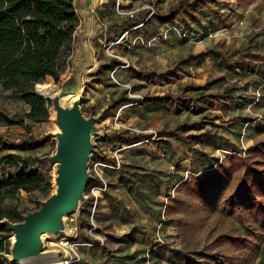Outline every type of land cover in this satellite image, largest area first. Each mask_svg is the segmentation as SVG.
I'll return each instance as SVG.
<instances>
[{
    "label": "rangeland",
    "instance_id": "1",
    "mask_svg": "<svg viewBox=\"0 0 264 264\" xmlns=\"http://www.w3.org/2000/svg\"><path fill=\"white\" fill-rule=\"evenodd\" d=\"M202 1L198 21L190 24L181 13L160 24L158 16L167 14L177 0H74L79 24L60 57L59 80L46 76L38 86L42 96H49L53 92L45 84L57 88L70 74L85 32L94 67L84 77L80 108L85 117H98L102 132L94 138L89 172L93 175L95 162H102L96 169L107 187L95 202L87 186L85 204L66 216L70 232L76 228L83 240L93 213L104 239L99 246H81L80 259L73 264H216L214 257L222 264H261L264 259V191L253 190V206H231L239 178L246 173L241 159L264 169V156L248 153L264 141V37L253 29L264 25V0ZM239 38L246 45L237 43ZM238 48L259 51V66L213 53ZM189 54L192 62L178 66ZM120 97L135 102L114 108ZM28 109L0 86V113L15 116ZM48 114L46 120H26L24 126H6L0 120V135L7 140H45L37 149L0 150V155L14 152L32 158L26 163L50 182L49 194L54 166L48 158L55 151L56 125ZM204 130L206 138L191 146L181 138ZM121 131L149 137L125 144L117 139ZM217 164L218 174L230 170L233 180L206 207L194 179L200 169ZM10 170L1 164L0 180ZM48 194L20 191L3 205L26 214L38 209ZM64 235L48 234L43 250L59 254L56 244ZM11 236L8 228L0 231V256L7 264H18L10 259Z\"/></svg>",
    "mask_w": 264,
    "mask_h": 264
},
{
    "label": "trees",
    "instance_id": "2",
    "mask_svg": "<svg viewBox=\"0 0 264 264\" xmlns=\"http://www.w3.org/2000/svg\"><path fill=\"white\" fill-rule=\"evenodd\" d=\"M204 2L195 0H177L174 6L170 7L167 14L158 16L160 24L171 22L179 14H185L188 23L199 20L198 9ZM79 24V17L76 13L74 0H0V86L4 90H10L15 97L21 99L29 109L22 115L7 116L0 113V120L6 126H24L25 121L41 122L49 117L48 109L50 99L42 97L38 89L39 81L51 76L55 82L59 80V60L66 46L70 45L75 38V32ZM216 56L236 60L242 65L247 63L252 68L259 66V60L263 55L249 51L247 48H238L232 51L214 49ZM191 54L179 60L178 66L184 67L193 60ZM34 87L37 92H35ZM164 98L166 96H163ZM179 97V94L176 95ZM159 98V97H158ZM145 101V99L143 100ZM142 101V102H143ZM133 98H118L114 108L120 105L133 103ZM214 117H219L214 114ZM207 136L204 130L198 134H187L181 138L191 146L194 143L203 141ZM149 136L141 133L121 131L118 133V141L125 144H132L141 141ZM44 139H36L32 136L21 138L18 141H11L0 135V150L30 151L41 147ZM238 158H241L242 150L237 151ZM248 153H259L264 156V141L259 142ZM236 158V157H234ZM32 159L23 157L18 153L6 152L0 155V165L5 164L11 169V174L0 180V221L8 219L18 222L21 212L15 207H5L4 200L12 199L20 191L33 192L41 190L48 194L51 184L44 175L37 169L27 165L26 160ZM107 161L115 164L113 158ZM241 164L246 168V173L239 178L238 184L231 197V206L244 205L250 207L255 205L256 196L254 189L264 191V169L258 166L257 162L249 163L248 159H241ZM217 164L204 168L194 179L195 185L199 188L198 198L203 201L202 205L210 207L214 198L222 197L224 190L233 180V172L226 170L224 174L218 171ZM222 171V170H221ZM134 187V182L128 179ZM92 183L90 181L87 186ZM7 227L0 223V231ZM264 257V244L261 248ZM3 251V243L0 240V252ZM216 264H222L220 258L214 257ZM261 264L264 259H260ZM0 264H7V261L0 256Z\"/></svg>",
    "mask_w": 264,
    "mask_h": 264
},
{
    "label": "water",
    "instance_id": "3",
    "mask_svg": "<svg viewBox=\"0 0 264 264\" xmlns=\"http://www.w3.org/2000/svg\"><path fill=\"white\" fill-rule=\"evenodd\" d=\"M83 35L85 32L79 37L70 74L48 97L50 105L55 109L53 121L56 125L53 134L55 151L48 158L54 166L53 191L41 201L38 209L21 214L20 221H0L12 232L10 259L13 262L43 252V241L47 238L43 239V235L71 233L66 216L75 213L85 204V189L94 179L89 172V165L95 152L94 138L102 135V132L96 126L98 117H85L80 108L84 77L94 67L91 51ZM73 95H77V99L70 106L59 104V100ZM52 253L57 251L44 252Z\"/></svg>",
    "mask_w": 264,
    "mask_h": 264
},
{
    "label": "built area",
    "instance_id": "4",
    "mask_svg": "<svg viewBox=\"0 0 264 264\" xmlns=\"http://www.w3.org/2000/svg\"><path fill=\"white\" fill-rule=\"evenodd\" d=\"M254 30H258L261 32L264 37V25L260 28H253ZM244 152V151H243ZM94 166L97 168L98 166H103V163L98 161L95 162ZM94 168L92 175L94 180L92 184H90V191L94 197V201L96 202L98 194L104 191L107 187L106 183L103 181L100 172ZM91 221L86 228V238L80 240L77 238L78 234L76 228L71 230L69 235H64L61 240L57 242V246L59 247V257L62 259V264H73L80 259L79 248L81 246H99L104 242L103 237L96 230V223L93 220V213L91 214Z\"/></svg>",
    "mask_w": 264,
    "mask_h": 264
},
{
    "label": "bare ground",
    "instance_id": "5",
    "mask_svg": "<svg viewBox=\"0 0 264 264\" xmlns=\"http://www.w3.org/2000/svg\"><path fill=\"white\" fill-rule=\"evenodd\" d=\"M45 87L48 88V92H54L56 88H53L50 83H47L45 84ZM43 89V88H42ZM52 95V94H51ZM51 95L49 96H46L47 98L50 97ZM77 99V95H73V96H69V97H66V98H63L61 100H59V104L61 106H70L71 103ZM49 113H50V116L51 118H54L55 116V109L52 105L49 106ZM77 212V211H76ZM47 235H43V239H45ZM11 240H12V236H11ZM47 245V242L44 240L43 241V246L46 247ZM44 252H46V250H44L43 252H41L40 254L36 255V256H33V257H27V258H23V259H20L18 261V264H29V263H33L37 260H43V259H50V261H53V262H49V261H41L39 264H62V259L59 257V255L57 253H52V254H44Z\"/></svg>",
    "mask_w": 264,
    "mask_h": 264
},
{
    "label": "crops",
    "instance_id": "6",
    "mask_svg": "<svg viewBox=\"0 0 264 264\" xmlns=\"http://www.w3.org/2000/svg\"><path fill=\"white\" fill-rule=\"evenodd\" d=\"M242 41H246L245 43H244V45H246V43H247V40L246 39H242V38H239V39H237V43H241ZM255 53H259V51L258 52H255ZM208 167H210V166H208ZM208 167H204V168H208ZM203 168V169H204ZM202 169H200L199 171H201ZM198 171V172H199ZM11 174V170H10V172L8 173V175H6V177L7 176H9Z\"/></svg>",
    "mask_w": 264,
    "mask_h": 264
}]
</instances>
